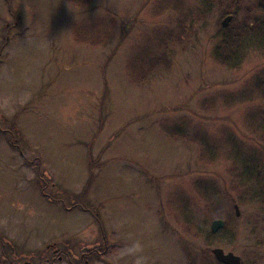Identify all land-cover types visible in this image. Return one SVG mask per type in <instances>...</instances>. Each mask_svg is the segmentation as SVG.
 Listing matches in <instances>:
<instances>
[{
	"label": "rangeland",
	"instance_id": "rangeland-1",
	"mask_svg": "<svg viewBox=\"0 0 264 264\" xmlns=\"http://www.w3.org/2000/svg\"><path fill=\"white\" fill-rule=\"evenodd\" d=\"M229 3L238 19L252 11L251 0H0V246L32 264L48 244L71 264L90 249L84 264H191L202 238L179 204L197 220L206 185L228 193L227 228L209 248L264 264V199L226 189L225 158H198L199 143L207 157L242 158L248 140L264 161L244 127L263 101L264 55L235 68L211 55ZM74 26L108 35L90 46ZM151 57L158 66L132 82Z\"/></svg>",
	"mask_w": 264,
	"mask_h": 264
},
{
	"label": "trees",
	"instance_id": "trees-1",
	"mask_svg": "<svg viewBox=\"0 0 264 264\" xmlns=\"http://www.w3.org/2000/svg\"><path fill=\"white\" fill-rule=\"evenodd\" d=\"M206 6L212 2V0H204ZM252 11H248L247 15L241 18H237L236 10L231 7L232 3L226 6V8L221 12L218 17V22L216 24V31L214 34L215 43L211 50L212 58L215 63L220 66H225L229 68L237 67L243 59L247 57L251 51H256L257 55H264V0H251ZM234 4V3H233ZM249 9V8H248ZM206 11V10H205ZM255 12H259L260 14L256 15ZM202 10L200 11V15ZM205 12L202 13V17ZM231 15V20L228 24L223 27L221 26V19L225 16ZM85 30L91 31L94 36L90 34L81 35L80 31L77 27H73L74 37L73 39L77 42H83L90 46H97L102 43V41L108 35L105 30L95 32L93 28H84ZM145 65L141 68L140 73L135 71L134 66L129 69V77L132 82L141 83L147 74L152 72L154 68L158 66L160 63L159 57H151L147 58ZM131 66V65H130ZM262 80V79H261ZM264 81V78H263ZM258 82L257 86L259 87L258 95L254 99H260L264 103V82ZM262 102L257 105V107L250 112L245 113L244 121H245V129L250 133L251 139L259 140L260 142H264V106H262ZM171 135L178 136L183 138L186 135L185 130H178L175 134L170 131ZM190 140L195 141V137L190 138ZM246 142L250 143V141H239L238 147L241 149L243 157L242 158H234L233 155L223 152L222 154H210L207 157V152L210 151V147H206L205 149L198 144V158L200 159L202 164H210L218 160L217 158H225L227 167L225 166V171L228 174V183L227 190L229 192H238L239 198L242 196H246L254 199H262L264 197V180H261V173L264 170V161L261 160V156L259 159H255L253 157L252 151L246 148ZM258 150V149H257ZM262 155V154H259ZM263 168V169H262ZM258 186L259 189L257 188ZM200 189L204 190V194L201 193ZM198 189L201 193L200 199L204 204L202 207H196L197 212H199V217L196 216L197 220L190 217L182 203L179 204L180 210L182 213L183 219L185 218V224L188 227V231L191 232L192 237L202 238V244L195 251V255L192 254V263L191 264H222L217 261L213 254L211 253V248L209 245L211 240H213V236L223 232L226 230L228 222L226 215L222 214V207L227 205L225 202L221 205V200L219 199V195L224 193L226 196V200L228 198V193L223 189L218 193L215 191L214 194L209 192V189L206 185L200 187ZM217 189V188H216ZM222 191V192H221ZM241 194H244L241 196ZM241 196V197H240ZM230 199L228 200V203ZM208 216L210 217V221L213 218H223L225 221V226L218 230L215 233H212L209 228ZM198 221V222H197ZM200 221V222H199ZM99 250V249H98ZM85 253V252H84ZM91 255H95V249H90L88 252L80 259H78L75 264H84L83 262L85 258L88 259ZM188 258L190 253H188ZM67 264H71V262L66 261Z\"/></svg>",
	"mask_w": 264,
	"mask_h": 264
},
{
	"label": "flooded vegetation",
	"instance_id": "flooded-vegetation-1",
	"mask_svg": "<svg viewBox=\"0 0 264 264\" xmlns=\"http://www.w3.org/2000/svg\"><path fill=\"white\" fill-rule=\"evenodd\" d=\"M264 197L262 198V200ZM264 201V200H263ZM6 250V245L0 246V264H32V262L28 261H19V255L14 254L11 249ZM46 255L43 257L41 261L37 264H61L62 261H69L71 262L73 259H76L74 255H70L69 251H63L61 248H57L55 245H47L46 246ZM85 253H80L79 258H82ZM241 259V258H240ZM241 264L242 260H241Z\"/></svg>",
	"mask_w": 264,
	"mask_h": 264
},
{
	"label": "water",
	"instance_id": "water-1",
	"mask_svg": "<svg viewBox=\"0 0 264 264\" xmlns=\"http://www.w3.org/2000/svg\"><path fill=\"white\" fill-rule=\"evenodd\" d=\"M231 20V15L225 16L221 20V26L225 27L228 22ZM234 214L237 216L239 214V210L236 204L233 205ZM225 222L220 218H215L210 222L209 228L212 233L222 229L224 227ZM211 253L214 258L221 262L222 264H241L240 257L235 255L231 251L224 252L220 247H214L211 249Z\"/></svg>",
	"mask_w": 264,
	"mask_h": 264
}]
</instances>
